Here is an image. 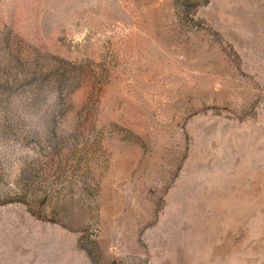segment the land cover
<instances>
[{
  "label": "rangeland",
  "instance_id": "1",
  "mask_svg": "<svg viewBox=\"0 0 264 264\" xmlns=\"http://www.w3.org/2000/svg\"><path fill=\"white\" fill-rule=\"evenodd\" d=\"M0 264H264V0H0Z\"/></svg>",
  "mask_w": 264,
  "mask_h": 264
}]
</instances>
